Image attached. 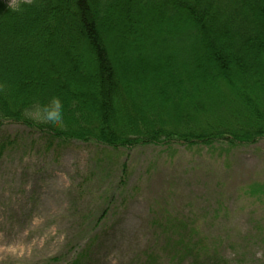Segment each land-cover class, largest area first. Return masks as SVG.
<instances>
[{
	"label": "trees",
	"instance_id": "obj_1",
	"mask_svg": "<svg viewBox=\"0 0 264 264\" xmlns=\"http://www.w3.org/2000/svg\"><path fill=\"white\" fill-rule=\"evenodd\" d=\"M18 5L0 3V128L114 151L264 139V0ZM172 250L216 257L180 237Z\"/></svg>",
	"mask_w": 264,
	"mask_h": 264
},
{
	"label": "rangeland",
	"instance_id": "obj_2",
	"mask_svg": "<svg viewBox=\"0 0 264 264\" xmlns=\"http://www.w3.org/2000/svg\"><path fill=\"white\" fill-rule=\"evenodd\" d=\"M0 142V264H194L179 237L216 253L196 264H264V139L114 151L6 122Z\"/></svg>",
	"mask_w": 264,
	"mask_h": 264
},
{
	"label": "clouds",
	"instance_id": "obj_3",
	"mask_svg": "<svg viewBox=\"0 0 264 264\" xmlns=\"http://www.w3.org/2000/svg\"><path fill=\"white\" fill-rule=\"evenodd\" d=\"M10 7H13L14 9H17L18 10V3H17V0H11V3H10ZM57 105L59 104V101H56Z\"/></svg>",
	"mask_w": 264,
	"mask_h": 264
}]
</instances>
